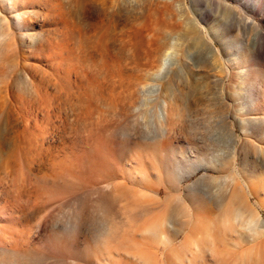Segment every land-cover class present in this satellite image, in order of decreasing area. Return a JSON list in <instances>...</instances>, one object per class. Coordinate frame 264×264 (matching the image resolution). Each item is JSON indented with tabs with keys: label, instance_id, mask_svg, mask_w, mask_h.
<instances>
[{
	"label": "rangeland",
	"instance_id": "rangeland-1",
	"mask_svg": "<svg viewBox=\"0 0 264 264\" xmlns=\"http://www.w3.org/2000/svg\"><path fill=\"white\" fill-rule=\"evenodd\" d=\"M0 264H264V0H0Z\"/></svg>",
	"mask_w": 264,
	"mask_h": 264
}]
</instances>
